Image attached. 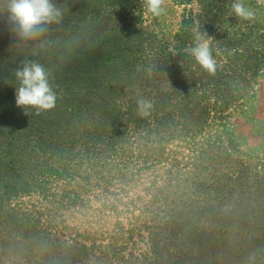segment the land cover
<instances>
[{
	"label": "trees",
	"instance_id": "16d2710c",
	"mask_svg": "<svg viewBox=\"0 0 264 264\" xmlns=\"http://www.w3.org/2000/svg\"><path fill=\"white\" fill-rule=\"evenodd\" d=\"M67 7L36 54L37 41H17L0 21V264H264L261 183L201 185L181 208L153 209L140 196L123 201L126 183L145 166L138 158L238 105L236 83L257 74L260 49L244 43L240 28L216 32L191 9L171 34L144 16L141 0ZM193 28L213 38L215 75L182 51ZM26 58L50 71L57 93L55 107L40 115L15 102L14 71ZM141 98L151 101L147 116ZM93 201L118 216L108 234L63 219V208Z\"/></svg>",
	"mask_w": 264,
	"mask_h": 264
},
{
	"label": "rangeland",
	"instance_id": "374dc122",
	"mask_svg": "<svg viewBox=\"0 0 264 264\" xmlns=\"http://www.w3.org/2000/svg\"><path fill=\"white\" fill-rule=\"evenodd\" d=\"M68 4L70 0H67ZM234 0H165V12L156 17L168 32L176 31L185 9L202 16L216 32L240 28L244 43L260 49L264 56V2L243 0L255 16L251 20L236 17L231 26V4ZM63 4V0H56ZM146 13H144V16ZM251 23L255 28L249 30ZM249 30V31H248ZM237 102L218 120H211L203 129L186 136H176L157 143L150 157L138 158L137 166L145 165L126 183L124 194L151 200L153 209L168 206L181 208L196 199L206 186L217 184L230 188L235 177L264 185V58L257 74L237 81ZM219 181V183H217ZM201 185L205 187H201ZM63 219L78 230L108 234L118 216L103 209L98 202L70 205L62 210ZM139 211L135 210V214ZM125 222V218L119 217ZM208 235H211L209 229Z\"/></svg>",
	"mask_w": 264,
	"mask_h": 264
},
{
	"label": "clouds",
	"instance_id": "9594fccd",
	"mask_svg": "<svg viewBox=\"0 0 264 264\" xmlns=\"http://www.w3.org/2000/svg\"><path fill=\"white\" fill-rule=\"evenodd\" d=\"M146 14L159 17L165 12V0H141ZM264 2V0H261ZM231 11L238 18L251 20L254 11L246 7L243 0H234ZM68 10L67 0L64 4H57L56 0H0V21L8 25L17 41H37L36 51L49 45L46 37L53 24L59 25L63 21L64 13ZM192 43L182 51L191 57L196 65L210 75L217 71V61L211 47L212 37L199 28H193ZM17 81L15 102L18 107L34 109L36 115L53 109L57 102V93L53 89L51 73L36 59L26 58L21 66L14 71ZM139 114L147 116L152 107L151 101L141 98L137 100ZM28 115V112L25 111Z\"/></svg>",
	"mask_w": 264,
	"mask_h": 264
}]
</instances>
